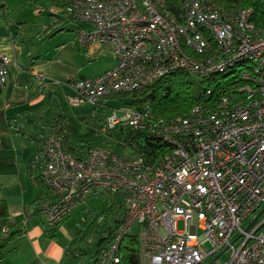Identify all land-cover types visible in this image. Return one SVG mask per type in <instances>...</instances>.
Listing matches in <instances>:
<instances>
[{
  "label": "built area",
  "instance_id": "2783aa9c",
  "mask_svg": "<svg viewBox=\"0 0 264 264\" xmlns=\"http://www.w3.org/2000/svg\"><path fill=\"white\" fill-rule=\"evenodd\" d=\"M63 2L49 12L90 25L80 44L109 43L116 59L98 76L66 83L70 105L101 108L177 70L205 83L224 78L181 116L156 117L148 104L111 114L106 106L101 132H145L165 145L154 163L110 144L77 157L47 136L45 225L56 228L90 195L112 194L123 214L92 264L118 263L128 233L136 235L140 264H264V25L254 23L253 8L181 0L171 14L162 0ZM10 64L0 52V88ZM10 231L0 224V239Z\"/></svg>",
  "mask_w": 264,
  "mask_h": 264
},
{
  "label": "crops",
  "instance_id": "0c3cea01",
  "mask_svg": "<svg viewBox=\"0 0 264 264\" xmlns=\"http://www.w3.org/2000/svg\"><path fill=\"white\" fill-rule=\"evenodd\" d=\"M3 1L9 18L0 21V52L11 64L9 79L0 88V199L11 232L21 234L9 245L0 241V264H80L72 257L77 246H72L76 234L67 228L70 216L56 228L41 217L39 203L49 191L41 180L42 167L30 168L38 153L34 140L49 136L44 124L61 113L64 134L74 146L109 143L99 129L102 112L94 114L95 107L86 103L70 105L66 83L98 76L116 59L109 43L81 45L79 34L91 26L52 15L48 9L56 5ZM90 115L95 123L87 125L83 119Z\"/></svg>",
  "mask_w": 264,
  "mask_h": 264
},
{
  "label": "trees",
  "instance_id": "16d2710c",
  "mask_svg": "<svg viewBox=\"0 0 264 264\" xmlns=\"http://www.w3.org/2000/svg\"><path fill=\"white\" fill-rule=\"evenodd\" d=\"M35 4H38L41 0H32ZM52 5L61 6L63 5V0H45ZM164 8L171 14H176L180 10L181 0H162ZM216 3L226 6L228 8H240L251 6L253 8V21L257 26L264 25V6L261 0H214ZM9 11L3 0H0V21H8ZM221 78L213 77V81H222L224 76H219ZM214 78L216 80H214ZM212 79V78H211ZM212 81V82H213ZM208 80V83L200 81L194 83L190 79V75L183 71H173L161 78H158L148 85L134 90L129 93L120 94L121 97H127L130 99V105L133 108H140L141 106L148 104L153 114L156 117L161 118H171L175 116H181L187 112V110L197 101H200L203 97L206 86L212 83ZM216 86V84H213ZM112 99V98H110ZM106 110V105L103 107H96L94 109V114L97 112H102ZM97 117V116H96ZM87 118H92L93 115L85 117L83 120L88 123ZM64 115L58 113L51 122L45 123L44 127L48 131L49 135L57 136L60 139L62 148L64 151L70 155L81 157L84 151L89 146L80 145L74 146L70 141L69 137L64 134L63 123ZM102 118L100 119V121ZM107 139H113L116 141H122L125 146L130 150L132 154L142 155L149 163H154L157 159L159 153L164 149L165 145L161 142L154 140L150 135L143 131H134L130 128H121L119 126L115 127L113 130H108L105 133ZM44 139L34 140L37 144L38 153L37 158L30 163V168L33 166H38V168L43 167L44 163ZM104 144V143H103ZM109 143H105V145ZM42 169V168H41ZM43 182V181H42ZM45 185V184H44ZM46 186V185H45ZM47 188V186H46ZM48 189V188H47ZM49 191V190H48ZM46 196L43 199H46ZM120 202V201H118ZM41 203V201H40ZM39 203V204H40ZM115 216L111 217L110 226L106 227L105 234L99 238L95 245V251L92 260L98 256L100 251L107 246L111 241L114 230L123 214L121 205L116 204ZM113 209H108L107 213L112 215ZM0 224H7L11 228L12 223L7 219L6 207L4 202L0 199ZM51 231V230H49ZM21 233L9 232L8 235L1 238L3 241L2 245H9L13 240L19 236ZM53 234V233H49ZM81 239L79 236L75 238L72 246L79 243ZM138 242L136 235L133 233H128L120 244V260L116 264H140L138 260ZM82 253L76 251L72 254L74 259H78Z\"/></svg>",
  "mask_w": 264,
  "mask_h": 264
},
{
  "label": "rangeland",
  "instance_id": "374dc122",
  "mask_svg": "<svg viewBox=\"0 0 264 264\" xmlns=\"http://www.w3.org/2000/svg\"><path fill=\"white\" fill-rule=\"evenodd\" d=\"M190 79L194 83L200 82L198 78L193 76H190ZM106 106L110 114L113 109L132 108L130 105V99L125 96H119L108 100ZM87 120V125L95 123V120L92 118H87ZM97 139L94 141V144H99L100 141L98 140L100 139ZM108 140L109 144L117 154H128L129 149L127 147H123L113 139ZM116 204H119L118 197H115L112 194L99 193L90 195L70 213V217L68 216L69 218L66 223H68L67 228L69 232L75 233L76 237L79 236L81 239V241L75 245L77 246L76 250L82 253L79 257L80 264H90L97 240L104 236L106 227L112 225L111 217L113 215L115 216L116 207L114 206ZM110 208H114L112 215L107 213ZM177 227L178 230H182L183 222L178 221ZM225 257L226 254H223L216 262L223 261Z\"/></svg>",
  "mask_w": 264,
  "mask_h": 264
}]
</instances>
